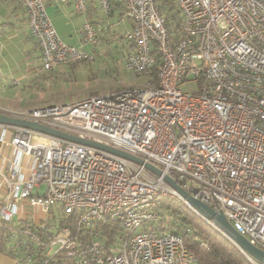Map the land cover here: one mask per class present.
<instances>
[{
  "label": "built area",
  "instance_id": "2783aa9c",
  "mask_svg": "<svg viewBox=\"0 0 264 264\" xmlns=\"http://www.w3.org/2000/svg\"><path fill=\"white\" fill-rule=\"evenodd\" d=\"M20 1L46 70L92 59L63 40L45 0ZM113 1L131 20L119 34L131 45L123 66L146 81L26 112L0 106V112L126 151L161 173L99 146L0 124V142L14 155L8 169H0L8 188L0 218L27 219L28 206L38 219L26 235L49 249L39 259L27 250L17 264H194L179 233L155 228L163 197L190 208L165 175L264 250V0H174L181 16L177 34L160 0H97L107 16ZM74 6L85 12L87 0ZM81 38L84 45L99 40L88 18ZM155 50L162 61L152 76ZM54 211L77 212L74 227L61 226ZM106 222L116 229L111 238L98 230ZM238 249L251 264H264Z\"/></svg>",
  "mask_w": 264,
  "mask_h": 264
},
{
  "label": "crops",
  "instance_id": "0c3cea01",
  "mask_svg": "<svg viewBox=\"0 0 264 264\" xmlns=\"http://www.w3.org/2000/svg\"><path fill=\"white\" fill-rule=\"evenodd\" d=\"M45 6L51 21L60 36L67 43L89 51L93 57L102 50L104 52L116 47L126 55L131 50L130 44H123L114 39V25L118 24L125 30L131 25L130 18L119 4H114L111 15L107 16L99 7L97 0H87V10L77 12L74 0H45ZM90 19L98 27L103 37L96 44L84 45L82 42V26ZM116 45L112 46L111 42ZM105 45V46H104ZM100 48V50H99ZM122 53V55H123ZM123 55V59L124 56ZM91 60V59H89ZM88 60V61H89ZM87 60L70 64H62L52 70H46L41 60L38 42L33 36L25 7L20 0H0V106L7 112H26L49 104L67 103L90 95L108 92H82L70 88L78 79L80 64ZM113 91V90H111ZM72 95H75L72 96ZM2 126L0 125V134ZM7 138L11 134L6 133ZM14 155L11 146L0 142V169L6 171ZM8 194L6 184L0 175V202ZM25 218L32 220L30 208H25ZM0 264H17V260L0 252Z\"/></svg>",
  "mask_w": 264,
  "mask_h": 264
},
{
  "label": "trees",
  "instance_id": "16d2710c",
  "mask_svg": "<svg viewBox=\"0 0 264 264\" xmlns=\"http://www.w3.org/2000/svg\"><path fill=\"white\" fill-rule=\"evenodd\" d=\"M114 4L116 3L113 1V6ZM160 5L167 19L170 31L177 34L181 16L174 0H160ZM102 37L101 32H99V39ZM103 38L106 40L109 39L107 36ZM114 39L121 40L123 44H129L121 35L117 38L114 37ZM123 55L125 54L123 53ZM155 57L156 62L151 72L152 76L155 75L162 61L161 54L156 50ZM185 205L175 198L163 197L155 207V210L161 216L155 228H159L160 230L171 229L179 233L187 248L196 257L194 264H251L227 236L213 228L194 211L186 208ZM77 214V212L65 214L54 211V218L61 226L70 225V227H74ZM30 221L29 219L8 221L0 218V252L12 256L15 259H20L24 252L28 250L34 252L35 258L39 259L44 253L49 251L48 248L40 244L36 245L26 235L25 231L28 229L32 228L35 231ZM208 226L212 227L216 233L211 232ZM98 230L102 236L107 234L108 238H111L116 229L114 230L113 222H106L100 228L98 227ZM36 233L46 239L45 234L41 231H36ZM68 261V259H58L57 261H53V264H67Z\"/></svg>",
  "mask_w": 264,
  "mask_h": 264
},
{
  "label": "water",
  "instance_id": "95a60500",
  "mask_svg": "<svg viewBox=\"0 0 264 264\" xmlns=\"http://www.w3.org/2000/svg\"><path fill=\"white\" fill-rule=\"evenodd\" d=\"M0 124L23 126L26 128L40 131L45 134L65 138V139L76 141L79 143L99 146L107 150H110L114 153H117L121 156H124L128 159L134 160L139 163H144L146 166L154 170L156 173L158 174L161 173V169L159 167L155 166L151 162L144 161V159L136 155L130 154L123 150L113 148L109 145L95 142L93 140L78 136L73 133H69L55 125H48V124H44L38 121L28 120L26 118L13 115V114H9V113H5V112H0ZM165 178L180 193V195L187 200L190 208H192L194 212L198 213L202 218L206 220L208 219V220L214 221L216 224H218L222 228L224 232L223 234L227 236L236 245L237 248L243 249L245 252H247L248 254H250L251 256L259 260L260 262L264 263V250L252 244L243 234L238 232L235 229V227L231 224V222L227 219V217L224 215L223 212L221 211L217 212L210 205L196 198L189 191L185 190L171 176L165 175Z\"/></svg>",
  "mask_w": 264,
  "mask_h": 264
},
{
  "label": "rangeland",
  "instance_id": "374dc122",
  "mask_svg": "<svg viewBox=\"0 0 264 264\" xmlns=\"http://www.w3.org/2000/svg\"><path fill=\"white\" fill-rule=\"evenodd\" d=\"M114 29L115 31H123V28L118 24L114 25ZM113 34V37L117 38L120 32ZM116 44L115 41L111 42L112 46ZM101 47L102 50L97 53L93 59L84 61L79 65L80 69L76 77L78 80L70 86L73 92H75V90L78 91L79 89H82V92L86 93H89L90 91L108 92L111 90L123 89L131 85L141 84L146 81L147 77L133 76L124 68L121 49L113 47L107 52H104V47L100 46V48ZM72 96L75 97V95ZM41 190L42 192L44 191V186H42ZM185 206L186 208H189L187 205ZM212 227H209V230L216 233L213 229L214 227Z\"/></svg>",
  "mask_w": 264,
  "mask_h": 264
}]
</instances>
